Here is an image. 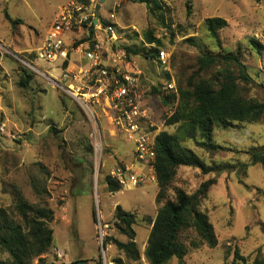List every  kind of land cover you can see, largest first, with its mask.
Listing matches in <instances>:
<instances>
[{
    "label": "rangeland",
    "instance_id": "1",
    "mask_svg": "<svg viewBox=\"0 0 264 264\" xmlns=\"http://www.w3.org/2000/svg\"><path fill=\"white\" fill-rule=\"evenodd\" d=\"M71 1L0 0V208L13 207L16 194L21 193L31 202H47L54 210V247L44 255L45 264H73L79 260L115 264L118 257L125 264H149L145 257L151 230L147 218L157 215V183L117 193L106 189L105 180L116 167L142 170L134 157V144L115 128L114 112L106 97H111V90L107 89L93 106L92 115L63 89L68 82L61 62H48L37 56L56 15ZM95 1L100 4L102 0ZM160 2L161 10L152 13L135 0H106L100 10L104 20L115 25L116 41L111 44L105 33H101V40L115 54L118 64L139 72L142 105L150 112V129L156 135L177 131L176 126H165L164 120L174 112L177 102L164 105L163 94L171 82L177 87L185 86L197 70V58L205 52H240L252 80L250 85H242L244 94L264 101V52L259 54L250 45L251 38L264 45V1ZM4 11L21 23L11 24ZM112 14L115 20H110ZM214 17L228 23L219 31L222 48L206 29V19ZM149 30L162 41L158 49L169 55L168 64L159 62L158 53H150L155 45L144 39V32ZM188 39L195 44L188 43ZM83 41L77 39L75 46ZM108 57L107 53L105 58ZM83 68L82 60L71 66L77 73ZM25 71L34 76L26 88L21 85ZM90 78L84 80L88 85L94 83ZM154 88L159 92L154 93ZM213 139L224 148L213 155L199 149L193 140L184 145L219 171L203 175L200 168L183 166L175 184L191 194L204 181H217L201 208L209 215L219 244L215 248H195L194 235L185 233L182 240L188 246V254L184 264H235V249L250 262L256 257L264 258V169L261 165L240 167L250 164L247 150L264 145V118L256 124H237L229 131L217 128ZM223 165L230 167L220 170ZM33 178L41 180L47 195L34 192ZM117 206L137 216L134 229L141 254L138 262L127 261L112 245L103 250L102 241L108 236L127 241L114 227ZM7 257L0 253V258ZM35 264H39L38 260ZM168 264L180 263L174 258Z\"/></svg>",
    "mask_w": 264,
    "mask_h": 264
},
{
    "label": "trees",
    "instance_id": "2",
    "mask_svg": "<svg viewBox=\"0 0 264 264\" xmlns=\"http://www.w3.org/2000/svg\"><path fill=\"white\" fill-rule=\"evenodd\" d=\"M78 1L90 4L92 0ZM135 1L145 4L151 13L161 10L162 7L160 0ZM256 1L260 3L264 0ZM188 10L190 13V1ZM4 14L11 24L21 23V20L13 19L7 11H4ZM205 24L210 37L222 48L219 31L227 27V21L214 17L206 19ZM93 35L94 30H91L89 37ZM144 39L147 44L155 45L150 53H158V59L160 52L158 48L162 41L156 38L151 30L144 32ZM187 42L195 44L193 39H188ZM250 45L259 54L264 52V45L255 38L250 39ZM126 49L132 51L130 48ZM196 67L197 70L187 79L185 86L179 84L175 92H165L162 98V103L166 106L177 102L174 112L164 119L165 126H176L177 131L174 133L162 131L155 138L154 169L158 186L155 201L158 211L155 218H147L151 225L145 250L149 264H168L174 258L180 264H184L188 254V246L182 240L185 233L190 232L194 235L196 241L192 242V246L195 248L199 245L215 248L219 244L215 227L209 215L201 208L210 187L217 181L215 179L204 181L191 194L175 184L179 170L183 166L200 168L203 175L219 170L214 166H208L184 143L193 140L199 149L213 155L224 149L213 139L217 128L229 131L237 124H256L264 118V101L247 98L244 94L242 85H250L252 80L240 52L227 54L205 52L197 58ZM24 74L21 85L26 88L34 76L26 71ZM153 91L159 92L157 88ZM146 126L152 131L150 123ZM245 153L250 156V164L243 163L240 167L247 169L249 165H261L264 169V145L252 147ZM229 167L223 165L219 169ZM105 184L109 193H117L122 189L111 174L106 178ZM32 187L37 195H47V188L43 187L39 178H33ZM54 219L55 212L47 202L34 203L21 193H17L13 207L0 208V253L8 256L6 259L0 258V264H35L36 260L39 264H45L44 255L54 247V230L51 227ZM94 220L97 222L95 210ZM136 223L135 213L117 206L114 227L119 234L127 238V241H121L113 236H108L103 241L106 247L114 246L129 262L141 260L136 241L137 233L134 229ZM238 251L235 249L238 260L235 264H264V258L256 257L250 262ZM114 263L125 264V261L118 257L114 259Z\"/></svg>",
    "mask_w": 264,
    "mask_h": 264
},
{
    "label": "built area",
    "instance_id": "3",
    "mask_svg": "<svg viewBox=\"0 0 264 264\" xmlns=\"http://www.w3.org/2000/svg\"><path fill=\"white\" fill-rule=\"evenodd\" d=\"M97 6L95 0L90 4L73 0L61 7L37 56L48 62H61L63 77L68 82L63 89L76 97L92 115L93 106L100 102L107 89L111 90V97H106L114 112L115 128L134 143V157L142 167L141 171H134L129 166H118L111 176L122 189L146 186L156 182V134L146 126L152 122L149 110L142 105L140 74L118 64L115 54L100 39L101 33H105L113 44L116 41L115 25L104 20L96 10ZM110 20H115V15H110ZM91 30H94V35L90 38ZM77 39L84 41L76 47ZM74 52L81 53L86 61L85 68L79 73L71 69V54ZM107 53L109 57L106 59ZM159 55L161 64H168L169 55L165 51H160ZM66 63L68 65L63 68ZM88 76L94 82L92 85L84 82ZM166 89L175 92L176 84L171 82Z\"/></svg>",
    "mask_w": 264,
    "mask_h": 264
},
{
    "label": "crops",
    "instance_id": "4",
    "mask_svg": "<svg viewBox=\"0 0 264 264\" xmlns=\"http://www.w3.org/2000/svg\"><path fill=\"white\" fill-rule=\"evenodd\" d=\"M103 35V34H102ZM102 35H100V39H101V36ZM71 58H72V61H71V66H72V64H80L81 63V60L85 63L86 61L83 59V55L81 54V53H79V52H74V53H72L71 54ZM81 59V60H80ZM79 62V63H78ZM131 143H133V142H131ZM134 144V143H133ZM134 146V145H133ZM134 151V150H133Z\"/></svg>",
    "mask_w": 264,
    "mask_h": 264
},
{
    "label": "water",
    "instance_id": "5",
    "mask_svg": "<svg viewBox=\"0 0 264 264\" xmlns=\"http://www.w3.org/2000/svg\"><path fill=\"white\" fill-rule=\"evenodd\" d=\"M105 1H106V0H102L101 3L98 4V6H97V8H96L97 12H99V11L101 10L102 4H103ZM102 245H103V250H106V246H105V244H104L103 241H102ZM73 264H89V262L86 261V260H79V261H77V262H75V263H73Z\"/></svg>",
    "mask_w": 264,
    "mask_h": 264
}]
</instances>
